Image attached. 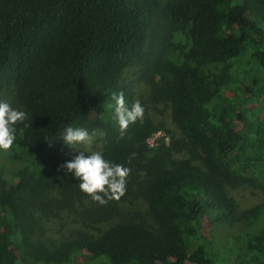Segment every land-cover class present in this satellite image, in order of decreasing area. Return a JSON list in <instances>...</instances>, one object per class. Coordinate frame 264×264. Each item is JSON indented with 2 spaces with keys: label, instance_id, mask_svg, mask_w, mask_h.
<instances>
[{
  "label": "trees",
  "instance_id": "trees-1",
  "mask_svg": "<svg viewBox=\"0 0 264 264\" xmlns=\"http://www.w3.org/2000/svg\"><path fill=\"white\" fill-rule=\"evenodd\" d=\"M130 68L148 99L124 82ZM248 68L264 69V0H0V92L14 88L27 114L0 150V264H70L84 253L110 264H213L197 246L206 220L210 230L252 229L264 218V203L240 210L229 193L259 181L264 190V117L248 126L258 104L236 101L245 87L235 75ZM120 91L145 110L122 138L105 106ZM161 105L175 131L156 121ZM69 126L101 130L104 158L131 170L119 200L93 202L59 168L76 155L62 157ZM160 130L169 143L152 150ZM139 198L153 226L126 216ZM52 207L69 221L54 227Z\"/></svg>",
  "mask_w": 264,
  "mask_h": 264
},
{
  "label": "rangeland",
  "instance_id": "rangeland-1",
  "mask_svg": "<svg viewBox=\"0 0 264 264\" xmlns=\"http://www.w3.org/2000/svg\"><path fill=\"white\" fill-rule=\"evenodd\" d=\"M166 1V0H164ZM137 68H130L123 74L124 82L130 87V89L135 93L137 98L148 99L150 96V86L142 82L137 74ZM248 74L246 77L235 75V78H239L238 84L240 88L245 87L244 93L239 90L241 99L236 101L246 103L256 102L258 107H254L248 111L247 125L256 122L257 115L262 114L264 117V69H253L247 70ZM256 81V82H255ZM236 86V84H234ZM252 90L253 99L249 97L248 90ZM249 90V91H250ZM262 97V98H261ZM0 99L7 100L13 108L21 110L16 98V92L14 88H7L0 92ZM253 103V104H254ZM156 114V121L162 122L165 127L170 131H175V126L171 121L169 112L165 106H158L154 109ZM102 132L101 130H97ZM103 133V132H102ZM103 138H98L96 145H94L95 150L101 151L103 146ZM165 144L169 143V136L166 130H160L152 136L149 140V145L152 150H157L162 142ZM71 150L66 144L62 150V157H72L77 154ZM190 153H182L177 155L178 158L191 157ZM4 157H0L3 160ZM261 181L257 182L256 185L245 184L240 188L232 189L229 188L230 195L235 199L240 210H247L256 207L264 203V190L261 187ZM53 208V207H52ZM50 209L49 214L57 215L59 223H56L51 217V224L55 227L56 224L61 222L69 221L67 211H62L59 207ZM126 216L136 217L144 220L153 226V220L148 216L147 208L145 203L141 198L137 199L130 206H126ZM44 215V214H43ZM53 218H56L53 217ZM65 218V219H64ZM53 227V228H54ZM247 226H233L224 227L220 225L218 229L210 230L209 221L206 220L204 233H201L202 238L197 240V246L204 245L207 249L208 255L211 257L213 264H259L258 262L264 261V256L262 255L264 251V230H255L264 228V218L259 221L252 229ZM90 233H96L92 226L86 229ZM70 264H110L107 258L90 259L87 258V254H79Z\"/></svg>",
  "mask_w": 264,
  "mask_h": 264
},
{
  "label": "clouds",
  "instance_id": "clouds-1",
  "mask_svg": "<svg viewBox=\"0 0 264 264\" xmlns=\"http://www.w3.org/2000/svg\"><path fill=\"white\" fill-rule=\"evenodd\" d=\"M110 101H107L105 106L113 111L122 138L129 125L143 120L145 110L139 100L129 107L123 91L112 92ZM26 119L27 114L24 111L13 108L7 100L0 99V150L8 151L13 146L16 125ZM103 135L95 129L89 132L83 127L69 126L60 136L64 144L78 154L59 168L77 179L80 190L100 205L119 200L125 194L127 178L131 171L121 164L106 160L102 151L95 150L94 145ZM134 155L129 157V163Z\"/></svg>",
  "mask_w": 264,
  "mask_h": 264
}]
</instances>
